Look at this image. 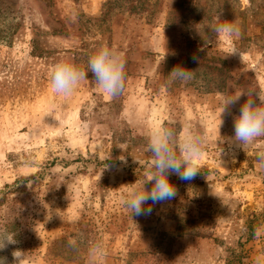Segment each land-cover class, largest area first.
<instances>
[{
  "label": "rangeland",
  "instance_id": "1",
  "mask_svg": "<svg viewBox=\"0 0 264 264\" xmlns=\"http://www.w3.org/2000/svg\"><path fill=\"white\" fill-rule=\"evenodd\" d=\"M226 22L234 35L216 31ZM102 44L126 59L122 93L108 98L91 72L71 96L53 93L55 63L87 70ZM178 66L193 78L170 82ZM242 90L264 95V0H0V190L20 181L0 202V231L16 241L0 258L252 264L264 252V137L245 151L232 141L247 96L220 125L225 98ZM158 124L207 134L201 172L170 175L176 197L130 216L123 200L146 178Z\"/></svg>",
  "mask_w": 264,
  "mask_h": 264
},
{
  "label": "clouds",
  "instance_id": "2",
  "mask_svg": "<svg viewBox=\"0 0 264 264\" xmlns=\"http://www.w3.org/2000/svg\"><path fill=\"white\" fill-rule=\"evenodd\" d=\"M216 31L231 36L237 32V28L233 22H226L220 24ZM88 72L93 74L95 83L108 98H115L122 93L125 86L126 59L123 53L117 52L107 44H102L89 57L87 70L71 58L60 59L51 71V90L57 95L69 97L80 83L87 79ZM168 76L170 82L175 80L186 82L193 78L194 71L178 66ZM242 96H247V100L241 106L240 114L234 117L235 135L232 141L245 151L258 138L264 137V95L242 90L234 96L226 97L220 109V125L223 123L222 114ZM257 98L259 103L256 102ZM207 143V134L191 126L185 127L183 133L179 135L171 127L159 124L154 126L148 135L151 163L145 173L146 178L139 183L136 181L131 184L123 200V206L129 215H150L152 207H144L149 200L152 204H157L175 198L176 188L170 183L169 176L174 174L185 181L194 179L201 172V161L206 153ZM257 165L264 168V151L258 153ZM148 183L152 185L150 189L146 188ZM260 231L256 229V235H259ZM12 243H16L13 236L0 231V250ZM69 244L75 247L76 241L71 240ZM102 255L103 248L100 243L89 248V257L92 261ZM13 257V264H21L24 253L17 250L13 252ZM0 264H7V262L4 258H0ZM252 264H264V252L256 255L252 259Z\"/></svg>",
  "mask_w": 264,
  "mask_h": 264
},
{
  "label": "trees",
  "instance_id": "3",
  "mask_svg": "<svg viewBox=\"0 0 264 264\" xmlns=\"http://www.w3.org/2000/svg\"><path fill=\"white\" fill-rule=\"evenodd\" d=\"M19 183H20V181L17 180L11 185H4L3 189L0 190V202L4 200L5 193L7 191L15 190L17 188V184H19ZM248 230H249V234L251 235L252 234V228L250 225L248 226ZM225 263L230 264L231 262H229V260H227Z\"/></svg>",
  "mask_w": 264,
  "mask_h": 264
}]
</instances>
